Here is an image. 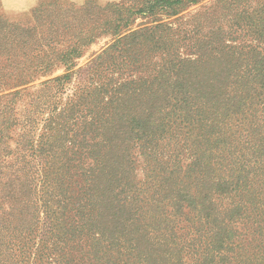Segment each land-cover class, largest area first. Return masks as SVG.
Segmentation results:
<instances>
[{
    "label": "trees",
    "instance_id": "trees-1",
    "mask_svg": "<svg viewBox=\"0 0 264 264\" xmlns=\"http://www.w3.org/2000/svg\"><path fill=\"white\" fill-rule=\"evenodd\" d=\"M202 1L49 5L13 29L0 264H264V0L183 13Z\"/></svg>",
    "mask_w": 264,
    "mask_h": 264
},
{
    "label": "rangeland",
    "instance_id": "rangeland-1",
    "mask_svg": "<svg viewBox=\"0 0 264 264\" xmlns=\"http://www.w3.org/2000/svg\"><path fill=\"white\" fill-rule=\"evenodd\" d=\"M89 1H92L99 6H106L112 3H120L123 0H0V77L7 80L14 72H19L20 74L24 72V70H28L27 68L24 70L21 69L19 61L22 58L26 59L25 56H27V54L29 55V46L20 44L17 40H14V34L16 35L17 33V28H15L16 26L33 27L36 25H42V18L37 20L35 18L36 11L41 7L45 8L49 5H63L70 3L75 4L76 6H83ZM256 1L257 0H255V2ZM214 2L215 0H203L198 4L190 6L183 13L194 14L199 11H203L205 7H210V5ZM142 21V19H138L136 24H139ZM42 30L43 28L41 27L39 31L41 32ZM109 41V36H103L90 45L84 55L78 60L77 68L86 65L93 58L94 54L101 51V48ZM29 43L31 45V49L33 50V43ZM31 53H33V55H31L32 57L38 54L35 52ZM42 54H44V51L41 52V55ZM63 72L64 69L59 68L53 73V76L62 74ZM46 78L47 77L44 76L39 77L29 85H40V83ZM8 82H12L11 85L14 83L13 81ZM3 83L4 81L0 83V95L24 87H12L10 85L5 86Z\"/></svg>",
    "mask_w": 264,
    "mask_h": 264
}]
</instances>
